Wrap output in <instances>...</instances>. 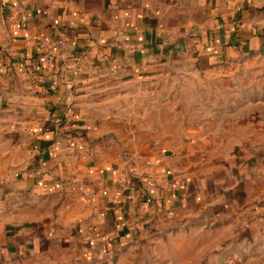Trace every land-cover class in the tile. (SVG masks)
I'll return each mask as SVG.
<instances>
[{"label": "crops", "instance_id": "0c3cea01", "mask_svg": "<svg viewBox=\"0 0 264 264\" xmlns=\"http://www.w3.org/2000/svg\"><path fill=\"white\" fill-rule=\"evenodd\" d=\"M58 34L82 54L74 70L38 62L35 40ZM262 54L264 0H0V255L75 238L106 252L180 220L233 229L246 257L260 255L264 234L250 230L264 233V172L195 179L205 147L186 134L132 172L152 198L143 209L117 186L110 130L173 72Z\"/></svg>", "mask_w": 264, "mask_h": 264}, {"label": "rangeland", "instance_id": "374dc122", "mask_svg": "<svg viewBox=\"0 0 264 264\" xmlns=\"http://www.w3.org/2000/svg\"><path fill=\"white\" fill-rule=\"evenodd\" d=\"M150 88L141 98L129 100L120 124H111L124 169L121 174L135 172L186 134L205 147L204 162L192 168L198 169L195 179L206 176L211 185L220 172L230 176L238 170L246 175L251 165L252 175L264 172V54L213 66L196 64ZM149 207L142 203L143 209ZM260 227L249 230L262 235ZM166 229H147L144 239L131 236L120 247L106 246V252L93 250L81 238L49 242L41 252L0 255V264H264V249L246 257L249 246L241 250L240 242L231 238L234 230L218 223L180 220ZM249 238L254 249L258 242ZM234 249L238 252L232 255Z\"/></svg>", "mask_w": 264, "mask_h": 264}, {"label": "built area", "instance_id": "2783aa9c", "mask_svg": "<svg viewBox=\"0 0 264 264\" xmlns=\"http://www.w3.org/2000/svg\"><path fill=\"white\" fill-rule=\"evenodd\" d=\"M34 45L39 51L37 56L40 65L49 66L52 63H57L62 71L74 70L82 61V54L75 51L71 40L62 34H58L54 37H40L35 40ZM19 72H23L20 68ZM60 124H55L58 127ZM33 132V130H30ZM78 150H82V147L78 145ZM134 174L123 173L118 178V188L122 193H133L136 189L133 184ZM139 196L143 198V203L146 207L152 204V198L146 194L141 188L136 190ZM106 195V192H103Z\"/></svg>", "mask_w": 264, "mask_h": 264}, {"label": "trees", "instance_id": "16d2710c", "mask_svg": "<svg viewBox=\"0 0 264 264\" xmlns=\"http://www.w3.org/2000/svg\"><path fill=\"white\" fill-rule=\"evenodd\" d=\"M209 66H213L212 64L210 65V64H208ZM48 131H50V132H53L54 131V129L53 128H49V130Z\"/></svg>", "mask_w": 264, "mask_h": 264}]
</instances>
